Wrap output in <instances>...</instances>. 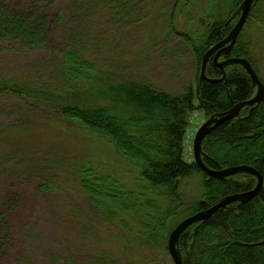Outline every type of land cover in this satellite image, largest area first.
Wrapping results in <instances>:
<instances>
[{
	"label": "trees",
	"instance_id": "trees-1",
	"mask_svg": "<svg viewBox=\"0 0 264 264\" xmlns=\"http://www.w3.org/2000/svg\"><path fill=\"white\" fill-rule=\"evenodd\" d=\"M132 1L136 6L150 2L127 0V4ZM195 1L174 0L173 6V13L187 16L189 26L198 25L192 33L194 37L177 35L195 58L198 72L195 93L191 86L179 95H171L143 83L98 80L93 75L95 66L69 48L62 50L60 73L64 86L59 89H41L0 77V94L9 93L53 108L68 123L105 141L127 168L136 172L133 183L137 185H132L83 166L77 181L92 209L99 212L106 223L133 234L134 240L158 253H167L168 235L181 220L212 207L225 196L248 192L255 185V177L250 174L224 180L209 178L193 161L183 157L193 112L199 110L209 118L252 96L249 77L237 65L225 69V82L200 80L203 55L222 34L215 13L218 0H210L211 12L190 16L189 10ZM56 2L0 0V57L54 50L53 34L62 23ZM240 41L232 49L230 58L246 59L253 65L245 43ZM205 75L210 79L222 77L212 58ZM81 96L94 102L81 101ZM202 152L203 162L211 169L248 166L264 179V105H256L250 113L242 109L237 118L212 130L202 142ZM199 175L201 195L192 207L184 208L183 187ZM9 209L10 206L0 209V264L11 248ZM187 210L190 212L179 219ZM195 227L197 231L193 236ZM178 248L183 264H264V187L248 203H232L206 221L187 228L180 235ZM66 264L76 263L68 261ZM143 264L173 263L170 259L164 261L156 257L144 260Z\"/></svg>",
	"mask_w": 264,
	"mask_h": 264
},
{
	"label": "rangeland",
	"instance_id": "rangeland-1",
	"mask_svg": "<svg viewBox=\"0 0 264 264\" xmlns=\"http://www.w3.org/2000/svg\"><path fill=\"white\" fill-rule=\"evenodd\" d=\"M261 3L264 0H257V13L239 38L264 84ZM173 6L174 0H150L142 6L133 1L127 4V0H57L62 23L53 32L55 49L0 57V77L41 89H59L64 86L62 50L69 48L95 66L93 75L98 80L143 83L171 95L191 86L195 93V58L178 34L192 36L198 25L189 26L187 16L173 13ZM212 7L210 0H197L189 15L209 13ZM251 35L254 42L247 46ZM81 101L94 102L86 96ZM194 104H198L196 97ZM206 119L199 110L191 114L184 160L193 161V137ZM83 166L137 185L133 183L136 172L98 136L68 123L41 102L0 94V209L11 207V248L1 264L171 260L168 251L158 253L140 244L133 234L106 223L92 209L77 181ZM200 195L199 175L183 187L184 208L192 207ZM189 212H182L179 219Z\"/></svg>",
	"mask_w": 264,
	"mask_h": 264
},
{
	"label": "water",
	"instance_id": "water-1",
	"mask_svg": "<svg viewBox=\"0 0 264 264\" xmlns=\"http://www.w3.org/2000/svg\"><path fill=\"white\" fill-rule=\"evenodd\" d=\"M253 0H244L240 5L239 12L241 13V17L233 28V30L227 35V37L221 41L220 43L212 46L207 52L203 55L201 68L199 73L200 80L207 81L209 83H221L225 82L226 74L225 69L232 65L240 66L250 77L253 88H256V93L253 98L250 100L241 102L236 104L233 108L228 111L217 113L215 115L207 118L197 129L194 134L193 142H192V152H193V162L196 167L204 173L209 178L224 180L229 177H233L238 174H250L256 178V184L254 188L248 192L233 194L229 196H225L220 199L216 204L212 207L198 211L197 213L188 216L181 220L169 233L167 239V251L172 260L173 264H183L182 256L180 254L178 248V242L180 235L192 225L201 223L209 219L215 212H217L221 208H225L226 206L232 203H238L239 205H244L251 201L257 193L264 186V179L262 175L256 171L255 169L248 166H234L227 167L218 170L211 169L205 165L203 162V152H202V142L206 138V136L214 130L216 127L221 125L224 122L233 120L239 116L241 109L244 107H252L255 104L263 103L264 104V86L258 79L257 74L255 73L253 67L246 59H236L229 58L222 62H218V58L221 54H227L235 43L246 19L248 11L252 5ZM228 44V46L224 47V45ZM213 57V62L217 68H219L222 72V77L218 79H210L206 77L205 70L209 60ZM197 231V227H195L193 236H195Z\"/></svg>",
	"mask_w": 264,
	"mask_h": 264
},
{
	"label": "flooded vegetation",
	"instance_id": "flooded-vegetation-1",
	"mask_svg": "<svg viewBox=\"0 0 264 264\" xmlns=\"http://www.w3.org/2000/svg\"><path fill=\"white\" fill-rule=\"evenodd\" d=\"M243 1L244 0H218L217 4L215 5V10H216L215 13H216L217 21H218L217 27H218L219 32L222 35L220 36L218 41L215 43V45L220 43L221 41H223L227 37V35L233 30V28L236 26V24L238 23V21L241 17V13L239 12V8H240V5L242 4ZM256 2H257V0L252 1V5L248 11L244 25H243L235 43L233 44L232 48L230 49V51L226 55L221 54L217 60L218 62H222V61L230 58L231 51L237 45L239 36L243 32V30L246 28V25L248 24V22H251V17L256 15V13H257V10L254 9V7L256 6ZM258 14H260V17L263 18V20H264V3L263 4L261 3V7L259 8ZM252 33H253V31H252ZM252 35H254V34H252ZM252 35H251V39H250L249 43H246L247 46L252 45L254 42ZM263 36H264V33H263ZM226 46H228V44L224 45V47H226ZM211 58L213 60V57H211ZM248 62L251 64L250 61H248ZM251 66H252V64H251ZM255 73L257 74V72H255ZM257 76H258V74H257ZM258 79L260 80L259 76H258ZM260 82L264 86V84L261 80H260ZM249 87H250V91L252 93V96L248 100L253 98L255 93H256V88H253L250 77H249ZM259 104L264 105L263 103H259ZM256 105H258V104H255L252 107H244L243 109L247 110V112L250 113ZM255 184H256V178H255Z\"/></svg>",
	"mask_w": 264,
	"mask_h": 264
}]
</instances>
